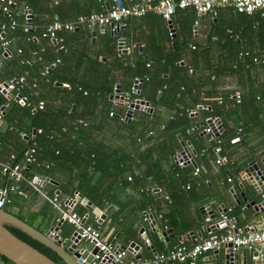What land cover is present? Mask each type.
<instances>
[{"label": "crops", "instance_id": "0c3cea01", "mask_svg": "<svg viewBox=\"0 0 264 264\" xmlns=\"http://www.w3.org/2000/svg\"><path fill=\"white\" fill-rule=\"evenodd\" d=\"M146 1L123 0L128 5ZM12 2L9 17L1 12L3 3L0 2V24L8 27L5 39L0 42V50L2 43L6 42L5 47L11 55L8 59L0 51V84L19 80L22 83L21 92L29 96L31 111L35 110L37 100L44 102L43 115L34 117L28 113L25 103L16 102L15 91L0 93V169L21 163L26 147L34 138L39 144L38 165L27 168V173L33 177L30 183L33 189L25 187L24 182L29 176L23 174V179L14 185L17 192L24 193L27 198L18 193L10 194L17 204L11 208L13 214L19 212L29 221V226L47 235L65 201L72 199L74 211L84 216L87 224L99 226L105 240L125 247L135 243L139 249L134 251L135 255L129 253L128 259L141 264L157 254L166 253L179 241L191 246L207 238L208 228L214 236L221 234L224 229L216 228L215 223L223 210H229L230 216L238 219L237 226L244 231L264 227V211L259 212L255 219L251 218L254 211L247 206L254 193L243 173L249 164L262 165L264 160V17H258L256 13L251 16L238 14L231 7H224L215 17L196 18L191 9H186L177 11L172 18L174 35L168 38L166 23L158 15L148 12L119 24L115 38L110 34V27L103 30L95 27L93 32L92 28L80 26L74 32L59 33L56 44L40 37V32L53 16L57 15L63 22H74L80 15L104 10L111 0ZM26 5L29 6V18H25V22ZM10 19L17 23L14 29L9 28ZM24 23L30 27L27 34L22 30ZM117 40H123V49L118 50ZM60 45L63 50L59 49ZM35 56L41 59L37 61ZM254 58H257L256 62ZM57 59L60 61L52 67ZM28 60L36 63L28 65ZM48 67L52 68L53 84L42 79ZM141 72H147L150 81L153 80L155 86L148 85L147 88H157L156 99L160 97L161 88L166 93L170 85L179 79L190 91L188 98L191 103L206 101L216 106L219 96L225 98V105L218 110L220 115L217 119L221 122L218 137L225 139L222 155L226 162L216 164L213 161L206 135L202 132L194 135L186 129L182 136L179 133L175 135L177 145L163 144V138L142 144V188H149L142 195L132 189L118 187L121 185L119 179L92 174V170L78 171L80 167L76 166L70 168L76 180L84 173L92 174V184L102 183L104 188L112 184V188L108 189L107 201L100 206L93 205L77 191L67 195L64 191L67 175L48 161L53 149L47 146L46 140L52 137L64 140L67 136H71L72 141L76 140L68 135L72 120L81 121L84 118L91 124H99L105 102L111 101L114 110L120 111L122 107L110 96L117 86L127 96L134 79ZM35 83L37 87L34 88L32 85ZM67 84H79L93 93L86 99L84 94L68 91ZM109 86L111 92L105 93ZM98 90L103 92L98 93ZM235 93L241 96L239 104L228 97ZM146 102L152 113L136 110L132 116L136 112L147 115L155 112L163 120H169L165 107L155 110L149 101ZM150 119H147V125ZM192 119L191 123L196 124L203 120V116L197 113ZM37 128L41 129V133L35 132ZM161 130L160 127L158 131ZM94 136L97 138V134ZM166 147L172 148L174 153L169 156ZM184 148L192 157L194 153L201 154V150L206 149L205 155L198 158V164L195 163L199 165L201 186L192 192L181 188L187 181L184 171L180 175L174 172L179 167L178 170L193 168L185 162L182 165L178 162ZM186 158L188 155H185ZM47 165L50 166L48 170ZM4 175L0 172V191L7 190L12 184ZM47 178L52 182L41 184ZM55 196L57 202L52 201ZM208 213L213 214L215 219L206 223L205 219L210 217ZM146 216L155 221L157 230L146 220ZM165 224L167 228H163ZM71 227L67 223L59 227L62 240L70 238ZM166 231L170 233L165 239L162 233ZM255 251L261 253L258 249L246 251L248 264H252ZM138 255L141 256L139 260L135 258ZM214 259L215 255L209 253L201 257L197 264H213ZM0 264L5 263L0 260Z\"/></svg>", "mask_w": 264, "mask_h": 264}, {"label": "trees", "instance_id": "16d2710c", "mask_svg": "<svg viewBox=\"0 0 264 264\" xmlns=\"http://www.w3.org/2000/svg\"><path fill=\"white\" fill-rule=\"evenodd\" d=\"M25 7L29 9L28 5H26ZM256 15L259 17V14L256 13ZM25 18L26 16H23V21H25ZM12 20L13 19H10V23ZM10 23H9V28H10ZM0 25L4 26V34H7L8 27L6 26V24H0ZM25 25H26L25 23L22 25V30L24 29ZM167 35L169 38L170 37L169 34ZM4 39L5 38H3V40ZM39 59H41V57ZM39 59H37V56H35V60L38 61ZM35 63L36 62L34 61L33 64ZM33 64H31V66ZM45 71H47V73L42 74L43 75L42 79L45 81L47 80V82H49L50 84H53L54 80L51 77L52 68L48 67V70L46 69ZM188 71L190 72L191 70ZM137 78L141 81L139 94H133L132 91H129L127 93L128 100L134 101L135 99L136 100L143 99L149 101L151 106L155 110L159 107H165L169 112L168 114L169 120L166 121L165 119L163 120L158 115V113L155 112L152 115H147L142 112H136L134 116L131 117L130 123H126L124 121L126 106H121L122 109L120 111H115L114 110L115 106L112 105L111 101H108V103L105 102V104H103L104 106L100 114L101 120L99 124L97 125L93 123L91 124L90 120L84 118L81 121L77 119L72 120V125L68 127L71 132H68V135L74 136L76 140L72 141L71 136H67L66 139L64 140L62 139L54 140V137H52L51 139L47 137L48 139L46 140V144L47 146H52L53 149L51 157L48 158L49 159L48 161L51 162L52 165H55L60 172L67 175V180L66 183L64 184L65 185L64 187L66 188V190L64 189V191L65 192L67 191V195H72L73 193H75V191H77L84 198H86L88 201H90L93 205L96 206H100L102 205L103 201L104 202L107 201L108 199L107 192L108 189L112 188V184L111 185L107 184L106 188H104V185L102 183L92 184L91 183L92 176L90 175L94 173H99L102 177L104 176L113 177L117 179V181L119 179V181L121 180L120 181L121 185L120 186L116 185V186L126 189L129 188L130 190L132 189L135 192L138 193L140 192L142 195V192L149 191V188L146 189L142 188V144L147 143V141L149 142V141H154L155 139L163 138L161 139L163 144L172 143L173 145H175L176 144L175 135L179 133V135L182 136L184 133L183 131H186V129L190 133H193L194 135H199L201 132L200 127L207 124L206 119L219 118L220 112L218 113V110L220 109V107H223L225 105V98L221 96L217 98L216 103L218 105H216L215 103L216 106H213L212 104L207 103L206 101H201L200 103H195V102L191 103L188 98V95H191L190 91H187L185 85H183L184 84L183 80L181 81L180 79L179 81L173 82L172 86L169 84L170 88L169 91L166 93L165 90L161 88L160 97L156 99L157 94L155 95V93L158 91L156 90L157 88L149 87L150 90L147 88L148 85L155 86V84H153V80L150 81L151 78L150 75H148L147 72H143V74L141 72V74ZM18 83L19 84L16 90L17 92L15 93L17 95L26 97L27 100L24 105H26V109L28 113L33 114L34 117H39L40 115H43L42 110H37L35 108L34 111H31L32 106L28 98L29 96L21 92L20 88L22 86L21 85L22 83L19 80ZM32 87L34 88L37 87L36 83L33 84ZM67 90L72 93L76 92V93L84 94L85 95L84 98L86 99L89 98L93 93V92L91 93L92 90L85 89L79 84L78 86L74 84H72V86L70 84H67ZM111 90L112 88L109 86L108 89L104 90V92L110 93ZM97 92L102 93L103 90H98ZM232 95L233 94H231L228 97L232 98ZM218 99H221L220 103L218 102ZM37 104H38V100H37ZM202 105L207 106V110H198V106H202ZM189 110H196V114L199 113L200 115H202L203 120L197 122L196 124L191 123V121L193 120L192 118H194V116L189 115L188 113ZM110 114H112V116H110ZM148 118L151 119L149 124L147 125ZM160 127L162 130L158 131ZM193 127H197V128L195 130H192ZM94 134H97V138L95 137L96 135L94 136ZM170 134H172L173 136ZM218 140H219V144H217L215 141L208 142V137H207V142L209 143L211 150L210 152L213 156L212 159L215 163L218 160V158L224 157L222 155L223 154L222 143L225 141V139L224 137L220 136L218 137ZM33 144L36 150V157L38 156L37 152H38L39 144L37 142V139L34 138L30 142V144L26 147L23 157L26 151L28 150V148ZM68 145H72V146L70 147ZM175 148H177V146H175ZM215 148H219L218 153L214 152ZM165 149H168L167 153L169 156L174 153V151H172V148L170 147H166ZM201 151H202L201 154L194 153L195 156L192 157L194 163L196 164H198L197 163L198 158L203 157L205 155L206 149H203ZM36 165H38V159L37 162L28 165V167L36 166ZM71 166L80 167L78 168V171H80L81 169L82 171L92 170V174L86 175L84 173L82 176H78L77 177L78 179L76 180L73 177L75 174L70 169ZM49 168L50 166L47 165L46 170H48ZM195 168L198 169L197 176L193 175ZM2 169H0L1 173H2ZM28 169H26L23 172V174L25 173L28 174L27 173ZM178 169H180V167ZM178 169H174V172L180 175L184 171L185 176H187V181L183 182V185L181 187L182 190L192 192L195 191V188L201 186V182L199 180L200 179L199 165H196L193 168L189 167L188 169L185 168L181 170ZM4 176L8 179L6 175ZM48 176L49 174L47 173L46 177ZM26 180L27 181L24 182L25 187L27 189H33L31 188L32 186L30 184L33 181V177L29 176ZM109 182L112 183L111 180H109ZM10 184L11 183H9L8 185ZM187 185H189V189L185 188ZM10 194H8L9 203L3 208V210L9 214L14 215L21 221L25 222L26 224L30 225L29 221L25 220L19 212L15 214L12 213L11 208L15 206L16 201H14L12 197H10ZM17 209L18 211H21V208L18 207ZM159 216L162 218L161 214ZM4 227L14 236L19 238L23 242L27 243L34 249L38 250L40 253L47 256L56 264H64L63 261L53 251L41 245L40 243L29 237L27 234L23 233L21 230L10 225H4ZM94 227L100 230L99 226H94ZM167 227L168 226L166 224L163 225V228H167ZM72 231L73 228L71 227V233ZM0 260L5 264H13L8 259L2 256H0Z\"/></svg>", "mask_w": 264, "mask_h": 264}, {"label": "built area", "instance_id": "2783aa9c", "mask_svg": "<svg viewBox=\"0 0 264 264\" xmlns=\"http://www.w3.org/2000/svg\"><path fill=\"white\" fill-rule=\"evenodd\" d=\"M3 3L1 7V12L6 14L7 17L10 16V7L13 5L12 0H0ZM231 7L234 12L238 14H245L251 16L255 13L264 17V0H148L143 3L126 4L123 0H111V4L107 6L104 10L99 12H91L87 15L78 16L74 22H63L59 19L57 15L53 16L52 21L47 24L41 32V37L48 39L54 43H58V34L60 32H74L80 26H86L88 28L95 27H110L114 28L126 21L129 18L142 17L148 12H153L154 14L161 17L168 27V34L170 37L174 35V30L171 25V19L176 14L177 11H182L186 9H191L196 18L202 16L215 17L220 8ZM26 19L29 18L28 8L25 7ZM16 21L12 20L10 23V28L13 29L16 26ZM24 32H29L30 27L26 24L24 26ZM4 38V26L0 25V42ZM1 52L6 58H11V55L7 51L5 45L6 42L2 43ZM60 50H63V46H59ZM20 52V51H18ZM37 59H39L37 57ZM254 62L257 58L253 59ZM34 60L26 61V64H33ZM59 60L52 63L54 67ZM44 71L43 74H46ZM18 80H12L5 84H0V93L7 94L9 92H17ZM141 86V81L139 79H134L131 91L135 94ZM17 103H26V97L14 95ZM232 98L235 103L239 104L241 96L235 93ZM124 106L127 107L128 103L133 102L128 100V95L124 94ZM135 101V100H134ZM116 104L121 101L119 98L114 99ZM221 102V99H218ZM44 107V102L40 101L37 104L36 109L42 110ZM198 110H207V106H198ZM190 116L196 115V110L188 111ZM112 116V114H110ZM1 118V116H0ZM218 119H208L207 124L201 128V132L208 137V142L215 141L219 144V124ZM197 127H193L195 130ZM36 133H41L40 129L35 131ZM217 133V134H216ZM215 153L219 152V148H215ZM195 156V155H194ZM191 158L178 159L179 164L182 165L185 161H189ZM37 162L36 150L34 144L28 148L26 151L23 161L21 163L14 164L13 166L3 167L2 173L5 174L11 181V185L5 191H0V209L9 203L8 194L18 193L23 198L27 196L22 192H17V188L14 185L23 179V172L28 168V165ZM226 162L225 157L218 158L217 164ZM198 169L195 168L193 175L197 176ZM228 182L231 181L230 178L227 179ZM35 183V182H34ZM189 189V185L185 187ZM53 202H57V198L52 199ZM264 210V205L261 206ZM160 217V216H159ZM86 218L82 215L77 214L74 211V202L72 199H67L64 203L63 209L60 211L59 216L55 219L54 225L48 230L47 236L52 239L62 241L61 237L58 236L59 227L63 223H67L72 226V234L75 233L76 237L81 243L92 244L96 249V252L91 256L90 263L88 264H141L137 261H132L128 259L127 250H120L119 245L110 243L102 237L100 230L90 224L85 222ZM146 220L151 224L152 218L146 216ZM211 221L210 217L205 219L206 223ZM238 219L236 217L230 216L229 210H223L220 212V216L215 223V227L218 229H224V231L214 236L212 230L208 228V237L201 239L198 242L193 243L191 246H187L184 241H179L178 244L174 245L166 253H160L155 255L152 259L144 262L143 264H161L163 262H171L174 264H197V261L206 254L220 252L226 248L230 249L232 252L239 250L252 251L258 249L264 252V227L253 230L244 231L242 228L237 226ZM141 235L144 234L140 233ZM84 264V260L81 261Z\"/></svg>", "mask_w": 264, "mask_h": 264}, {"label": "water", "instance_id": "95a60500", "mask_svg": "<svg viewBox=\"0 0 264 264\" xmlns=\"http://www.w3.org/2000/svg\"><path fill=\"white\" fill-rule=\"evenodd\" d=\"M102 30L105 29V26L99 27ZM93 32L95 28H92ZM119 30V25H116L111 29V36L116 37V34ZM118 50L122 48V41L117 40ZM139 90L135 94H139ZM119 98L121 101L118 103L120 106H124V94H122L118 88L113 92V95L110 96V99ZM143 111L146 113H152V108H150L149 103L137 99L133 102L128 103L127 110L124 115V121L129 123L134 111ZM217 123L219 126V132H221V122L218 120ZM185 155H188L191 158V154L188 152L186 148H184V152L178 156V159H184ZM184 164L191 165L195 167V163L193 159L189 161H185ZM261 164H249L248 167L244 170V174L246 176L247 183L249 186L253 188L254 195L252 196V200L249 202L250 204L247 207H251L254 211V214L251 216L252 219H255L259 212H263L261 206L264 205V160L261 161ZM45 182H52L50 179H46L41 182L44 184ZM39 183V182H38ZM79 198H82L81 195L77 194ZM260 200L258 201V199ZM90 205V203H89ZM209 214V213H208ZM210 218L214 220L215 216L213 214H209ZM4 225L13 226L23 233L27 234L29 237L40 243L41 245L47 247L51 251H53L64 264H81V261L84 260V264L90 263L91 256L96 252V249L92 244H87L85 247L83 243H81L76 234L73 233L70 238L67 240H56L51 237L44 235L25 222L21 221L17 217L12 214L7 213L6 211L0 209V256L8 259L13 264H56L51 259H49L44 254L40 253L38 250L34 249L27 243L23 242L12 233H10ZM152 226H154L155 230H157V226L155 221L152 219ZM142 233V230L141 232ZM169 231L163 232L162 236L166 239ZM60 232L58 231V236ZM67 243H69V247H66ZM149 244V242H148ZM81 245V247H79ZM120 250H127V252L135 255L134 251L138 248L135 243H130L128 247L120 245ZM139 249V248H138ZM215 261L213 264H248V260L246 259V250L242 249L239 251L232 252L230 249L226 248L223 252H216ZM137 260L141 259V256H135ZM252 264H264V252H253L252 254Z\"/></svg>", "mask_w": 264, "mask_h": 264}]
</instances>
